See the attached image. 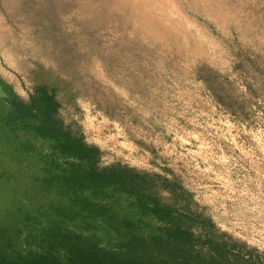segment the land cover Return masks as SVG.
Masks as SVG:
<instances>
[{
  "label": "rangeland",
  "instance_id": "obj_1",
  "mask_svg": "<svg viewBox=\"0 0 264 264\" xmlns=\"http://www.w3.org/2000/svg\"><path fill=\"white\" fill-rule=\"evenodd\" d=\"M45 88L29 122L264 253V0H0V224L34 232L67 195L33 179L51 142L7 121Z\"/></svg>",
  "mask_w": 264,
  "mask_h": 264
},
{
  "label": "trees",
  "instance_id": "obj_2",
  "mask_svg": "<svg viewBox=\"0 0 264 264\" xmlns=\"http://www.w3.org/2000/svg\"><path fill=\"white\" fill-rule=\"evenodd\" d=\"M45 91L31 105H18L7 124L20 127L17 137L24 129L51 142L54 158L48 173L33 179L62 190L67 200L40 208L59 219L37 232L25 230L29 215L25 227L0 224V264H264V253L219 233L189 206L164 202L148 177L121 165L89 164L96 160L94 148L45 123L29 122L35 110L42 108L47 115L55 107L54 94ZM23 147L34 151L28 143ZM67 222L82 232L65 227Z\"/></svg>",
  "mask_w": 264,
  "mask_h": 264
}]
</instances>
